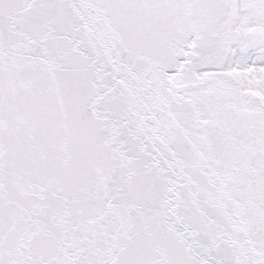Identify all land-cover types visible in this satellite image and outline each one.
Here are the masks:
<instances>
[{"label": "snow or ice", "instance_id": "6c2138e0", "mask_svg": "<svg viewBox=\"0 0 264 264\" xmlns=\"http://www.w3.org/2000/svg\"><path fill=\"white\" fill-rule=\"evenodd\" d=\"M0 264H264V0H0Z\"/></svg>", "mask_w": 264, "mask_h": 264}]
</instances>
